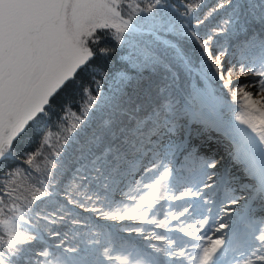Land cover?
I'll list each match as a JSON object with an SVG mask.
<instances>
[{
  "label": "snow or ice",
  "instance_id": "6c2138e0",
  "mask_svg": "<svg viewBox=\"0 0 264 264\" xmlns=\"http://www.w3.org/2000/svg\"><path fill=\"white\" fill-rule=\"evenodd\" d=\"M0 264H264V0H0Z\"/></svg>",
  "mask_w": 264,
  "mask_h": 264
},
{
  "label": "trees",
  "instance_id": "16d2710c",
  "mask_svg": "<svg viewBox=\"0 0 264 264\" xmlns=\"http://www.w3.org/2000/svg\"><path fill=\"white\" fill-rule=\"evenodd\" d=\"M209 3L212 2V0H208ZM100 46H109V47H112V48H115L118 50V46L116 45V43L110 39H107V36L106 34L105 35H102L101 37V45ZM97 67H98V74L99 73H102L103 71L107 70L109 67H116L118 66L119 64V59H118V56H116L114 54L113 56V59L111 60H98L97 62ZM71 100H72V110H78V104H79V101H80V98L79 96H73L71 97ZM53 131H57V129L55 127H53ZM55 143V140L53 141ZM34 141H33V146H34Z\"/></svg>",
  "mask_w": 264,
  "mask_h": 264
},
{
  "label": "rangeland",
  "instance_id": "374dc122",
  "mask_svg": "<svg viewBox=\"0 0 264 264\" xmlns=\"http://www.w3.org/2000/svg\"><path fill=\"white\" fill-rule=\"evenodd\" d=\"M240 79H244V78H240ZM247 79H253V78H247ZM226 160V159H225ZM177 204H179L180 202L178 201V202H176ZM239 208V206H237V209ZM239 210V209H238ZM127 223V222H126ZM171 235V234H170ZM133 237H135L134 235L133 236H131L130 238H133ZM139 238V237H138ZM136 241H139V242H141V240H140V238L139 239H136Z\"/></svg>",
  "mask_w": 264,
  "mask_h": 264
},
{
  "label": "bare ground",
  "instance_id": "6f19581e",
  "mask_svg": "<svg viewBox=\"0 0 264 264\" xmlns=\"http://www.w3.org/2000/svg\"><path fill=\"white\" fill-rule=\"evenodd\" d=\"M229 115L231 116V113ZM225 159H226L225 162H227V157H225Z\"/></svg>",
  "mask_w": 264,
  "mask_h": 264
}]
</instances>
